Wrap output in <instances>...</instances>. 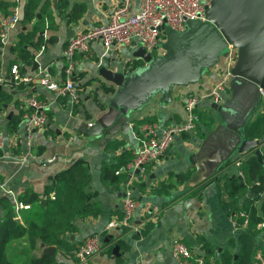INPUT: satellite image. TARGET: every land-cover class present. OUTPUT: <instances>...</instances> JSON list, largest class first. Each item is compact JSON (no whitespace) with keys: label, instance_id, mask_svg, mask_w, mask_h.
Listing matches in <instances>:
<instances>
[{"label":"crops","instance_id":"obj_1","mask_svg":"<svg viewBox=\"0 0 264 264\" xmlns=\"http://www.w3.org/2000/svg\"><path fill=\"white\" fill-rule=\"evenodd\" d=\"M9 1L16 2L11 8L20 18L16 26L10 29L2 46V75L8 73L11 61L16 58V54L11 51V45L17 41L18 33L31 27V24L23 25L21 21L26 0ZM44 1L50 4L44 11L45 22L48 26L47 13L51 11L57 28H46L43 33L45 36L56 34L58 38L46 48L36 51L35 61L25 74H37L40 69L48 67L53 78L62 82L67 77L64 50L69 39L78 31L107 21L111 11L121 0H68L65 10L57 7L61 0H57L56 7L53 0ZM75 3H83L85 11L78 20L71 21L70 11ZM138 6L139 0H133L132 11ZM40 12L38 10V16H41ZM3 16L4 11L0 9V19ZM139 46L141 45L133 43L113 45L107 49L100 39H96L92 41L88 51L77 52L74 56V73L78 78L74 81L80 86L78 88L81 95L78 101H73L69 96L58 95L40 82H35L29 89L15 94L13 101L0 114V127L6 135V143L0 149V181L3 185L0 186V215L4 214L2 197L7 195L16 204L17 195L27 187L33 188L42 198V202L46 203L45 192L52 185L54 177L73 163L83 161L88 165L92 176L87 189L99 201L102 211L97 217L78 218L77 230L66 235L68 240L80 245L92 234L108 237V240L103 238L102 250L94 255L93 259L98 264H178L172 247L174 239L181 238L198 255L194 259L196 262L207 253L202 242L198 240L199 236L209 241L218 251L233 248L229 240L237 236L238 229L223 207V201L228 198L223 191V184L227 175L243 176L241 161L251 154H257L256 149L262 153L264 138H259L260 143L253 149L239 151L235 133L221 125V116L213 107L214 101L210 97H204L199 101V110L210 113L214 119L212 124L202 120L193 131L178 135L164 157L149 164L144 172L137 170L133 180H129L128 174L119 186L105 182L102 179L103 166L114 162L125 150L134 155L138 147V130L134 129V119L152 116L162 124L184 120L185 97L194 93H209L223 77L224 56L210 66L200 80L175 85L169 99H162L161 94H157L139 109L132 111L127 130L113 137H106L105 134L85 135L84 125L102 117L115 93L105 91L100 85L101 82L117 88L115 83L100 74L101 67L106 66L118 72L131 69L133 66L130 61L139 59L135 56ZM157 52L162 53V50L159 48ZM230 94L231 86L223 92L221 103ZM31 95L43 99L47 104V128L35 129L29 139L22 115L19 127L15 132L8 133L9 118L21 108L26 109L24 101ZM98 99L104 106L99 104ZM262 111L264 105L254 114L252 120ZM120 141L122 143L117 147H111L112 143ZM186 172H190L189 178L177 182L179 174ZM161 181H172L174 186L167 192L158 191ZM128 185H131L139 202L133 219L134 225L142 228L145 216L153 221L147 234L139 238L134 237L135 230L121 235L120 226H109L112 220L119 219L118 214L123 213V198ZM5 189H11L13 194L7 193ZM258 227L262 229L263 225L259 224ZM114 236L113 245L122 237L128 246H119L118 254L113 251L115 245L111 246L112 249L110 245H104V242ZM16 242L17 240L13 243ZM257 243L263 248L264 238L261 234ZM55 246L57 250L54 254L58 264H80L74 253H67ZM36 252L42 254V243H39ZM263 252L264 249H259L256 256L259 257Z\"/></svg>","mask_w":264,"mask_h":264},{"label":"trees","instance_id":"obj_2","mask_svg":"<svg viewBox=\"0 0 264 264\" xmlns=\"http://www.w3.org/2000/svg\"><path fill=\"white\" fill-rule=\"evenodd\" d=\"M15 1L0 0V9L7 15L12 13L11 7L15 6ZM68 6V0H61L58 3L59 10ZM48 1L26 0L23 6V16L21 21L23 25L31 24L29 29H22L18 33V39L11 45V51L16 54V58L10 63L7 74L3 73L4 83L0 84V114L6 110L13 101L14 96L19 91L29 89L32 83H15L13 73L11 72L13 64H17L21 74H25L30 65L36 58V51L46 48L49 44L57 40V35L45 36L43 30L46 28H57L53 20L51 11L49 24L47 26L46 8H49ZM40 10L41 16L37 12ZM85 11L83 3H75L70 11L69 20H78ZM4 42L0 40V54ZM157 54V50H154ZM133 67L142 64L140 59L130 61ZM0 58V74H1ZM72 78L76 80L77 75L73 72ZM101 87L107 92H114L113 85H107L101 82ZM78 87L79 84H78ZM98 102L101 106L103 103ZM20 109L13 113L9 118L7 132L12 133L19 127L24 113ZM200 121L207 120L209 124L214 122L210 113L199 110ZM152 116L134 119L133 126L138 130L146 121H152ZM196 124V128L199 125ZM247 138H264V111L258 114L248 124L245 130ZM122 141L112 143L111 147H117ZM128 150L123 151L116 157L112 163L103 166L102 179L105 182L119 186L127 177L128 169H120L125 166L132 158ZM228 163V162H226ZM242 177L238 174L227 175L223 184V191L228 198L223 201V207L236 223L238 234L229 240V244L234 248H223L218 251L209 241L202 236L198 240L202 242L206 254L202 258V263L195 262L198 257L196 253L192 254V264H255L259 262L256 254L259 249H264L257 243V238L261 234L264 238V225L262 229L258 226L264 223V149L261 157L257 154H251L240 163ZM190 172L181 173L177 182H183L189 178ZM1 179V178H0ZM92 176L88 165L83 161H77L68 168L60 171L53 179L50 188L45 192L46 203L31 187H27L19 193L17 200L30 204L28 208H19L17 210L14 199L4 195L3 200L4 214L0 215V264H58L55 254H38L36 249L39 243L57 245L67 253H76L80 245L66 238L68 233L77 230L76 220L78 218H87L89 216L97 217L101 214L102 208L99 201L94 199V194L87 189ZM174 186L172 181H161L158 191H169ZM163 189V190H162ZM250 193V194H249ZM118 213H120L118 211ZM119 218L122 214H118ZM19 218L20 220H17ZM145 224L139 231H135L134 237L139 238L147 234L153 225V221L145 216ZM121 235L133 231L128 225H120ZM113 239L104 242V245L126 246L122 237L113 245ZM17 242L14 244L13 242ZM236 247V248H235ZM264 255V252L262 253Z\"/></svg>","mask_w":264,"mask_h":264},{"label":"water","instance_id":"obj_3","mask_svg":"<svg viewBox=\"0 0 264 264\" xmlns=\"http://www.w3.org/2000/svg\"><path fill=\"white\" fill-rule=\"evenodd\" d=\"M55 7L57 0H53ZM155 50L143 45L135 51L142 64L123 72L102 66L100 74L116 84L108 110L95 122L86 123L83 133L113 137L130 126V114L157 94L169 99L175 85L201 79L207 69L235 46L238 57L231 69V94L223 103H213L221 125L233 131L239 151H248L260 143L247 138L245 130L252 117L264 105V0H212L205 19H189L186 27L167 29ZM256 153L261 157L260 150ZM45 201V200H44ZM17 220H20L17 218ZM108 240V237H103ZM42 254H54L55 245L42 243ZM119 253V245L114 247Z\"/></svg>","mask_w":264,"mask_h":264},{"label":"built area","instance_id":"obj_4","mask_svg":"<svg viewBox=\"0 0 264 264\" xmlns=\"http://www.w3.org/2000/svg\"><path fill=\"white\" fill-rule=\"evenodd\" d=\"M212 0H139V6L132 11L133 0H121L113 8L109 19L102 23L93 24L72 36L64 50L67 61L66 80L58 81L53 78L48 67L40 69L37 74H21L19 67L15 64L11 72L15 83L40 82L53 90L58 95L69 96L73 101L80 98V89L72 78L75 70L74 56L77 52H86L90 49L93 40L100 39L105 47L109 49L113 45H130L138 43L146 49L154 51L165 37L162 24L182 30L186 27L189 19H205L206 10ZM17 12L9 13L0 19V40L5 42L11 28L19 22ZM238 57V49L229 45L228 54L224 56L222 66V80L216 84L209 93L198 95L189 94L185 97L184 105L186 118L184 120L162 124L157 120L146 121L137 132L138 147L133 158L120 169H128L129 180H133L137 170L144 172L146 167L156 161H160L175 138L183 132H190L196 128L200 121L199 101L201 98L210 97L212 101L221 103L223 92L229 87L232 78L231 69ZM4 83V76L0 74V84ZM26 109L23 113V121L27 130L26 136L30 139L35 129H46L48 125V114L46 102L34 95L26 97L24 101ZM90 122L89 124H91ZM30 141V140H29ZM6 143V135L0 127V149ZM0 186L3 187L0 181ZM12 193L11 189H5ZM139 202L134 196L131 185H128L123 198V213L119 219L112 220L110 227L128 225L133 230L139 231L140 227L134 225L133 219ZM17 210L28 208L30 204L16 199ZM236 227V223L233 221ZM264 225V223H261ZM103 248V238L97 233L88 236L77 249L75 256L80 264H98L93 258ZM173 256L178 264H192L193 251L191 247L181 238L174 239L172 247ZM264 264V255L257 257ZM202 263V259L199 260Z\"/></svg>","mask_w":264,"mask_h":264},{"label":"rangeland","instance_id":"obj_5","mask_svg":"<svg viewBox=\"0 0 264 264\" xmlns=\"http://www.w3.org/2000/svg\"><path fill=\"white\" fill-rule=\"evenodd\" d=\"M169 27H170V26L167 25V29H170ZM225 49H226V51H227V50H228V47H226ZM161 50H162V49H161ZM162 52H163V50H162Z\"/></svg>","mask_w":264,"mask_h":264},{"label":"bare ground","instance_id":"obj_6","mask_svg":"<svg viewBox=\"0 0 264 264\" xmlns=\"http://www.w3.org/2000/svg\"><path fill=\"white\" fill-rule=\"evenodd\" d=\"M234 221V220H233Z\"/></svg>","mask_w":264,"mask_h":264}]
</instances>
